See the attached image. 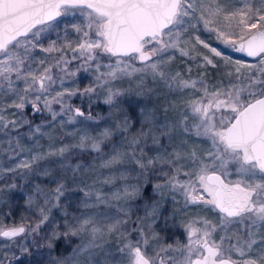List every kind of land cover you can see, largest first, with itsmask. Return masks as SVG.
Segmentation results:
<instances>
[{
  "label": "snow or ice",
  "instance_id": "obj_1",
  "mask_svg": "<svg viewBox=\"0 0 264 264\" xmlns=\"http://www.w3.org/2000/svg\"><path fill=\"white\" fill-rule=\"evenodd\" d=\"M0 181V264H264V0H0Z\"/></svg>",
  "mask_w": 264,
  "mask_h": 264
},
{
  "label": "rangeland",
  "instance_id": "obj_2",
  "mask_svg": "<svg viewBox=\"0 0 264 264\" xmlns=\"http://www.w3.org/2000/svg\"><path fill=\"white\" fill-rule=\"evenodd\" d=\"M202 38L206 39L213 47H217L218 50H221L224 54L231 56L233 59H239V60H242V61H245V62H252L253 61V59H249V58L245 57L243 53L235 52V51H232L230 48H227L225 45H223L219 41L215 40L214 37L209 38L208 34H206V33L202 34ZM50 39H56V34L53 33L51 35ZM44 42H45V44H47V39H45ZM188 47L191 50V45H189ZM197 48H198L199 51L207 52V49H203L202 46H197ZM192 54L195 55V52H193ZM189 63H192V62L189 61ZM176 65H178L179 67H183V65L180 64V60L179 59H177ZM197 72H198V69H196L195 65H193V73H192V75H193L194 78H195ZM209 72L212 73V78H214L215 76L219 75L218 73L215 72V70H212L211 68H209ZM221 72H223V69H221ZM75 79L77 80L78 86L82 89V88H84L85 86H87L89 84V79L90 78H89V76L87 74L81 73V74H78V76ZM118 84H119V82H118ZM72 86L75 87L77 85L74 84ZM122 86L127 88L128 87V82L125 81ZM151 86L153 88L157 87L156 85H151ZM152 99H153V101L159 100L160 103L163 104L165 99L171 101L173 99V96H169L167 94V91L162 89V87H161V89L158 92V94L156 96H153ZM177 99H180V98H177ZM69 103H71L74 106H80L84 110H88V108H89L88 100L86 98H82L80 96L73 97L69 101ZM54 107L58 108V106H54ZM91 111L93 112V115H98L99 117L102 118L101 119V123L102 124L104 123L105 120L110 119V116H109L110 111L115 113L114 109L110 110V107L103 103V97H101L99 100H95V98H94V102L91 105ZM29 116H30V113H29ZM30 118H31V116H30ZM43 118H45V117H42L41 119H43ZM41 119L39 121H34V123H37V124L40 123ZM69 130H70V128H69ZM56 131H57V134H59V128H57ZM68 142L71 143L72 141L69 140ZM93 155H95V154L93 153ZM91 161H92V157H90L87 154H85L83 156L82 160H80L79 162L80 163H90ZM72 162L73 163L76 162L75 158H73ZM68 175L71 176V173L69 172ZM38 179L45 180V182H46V178H44V177H40ZM16 182L18 184L23 183L19 179H17ZM2 183H3V181H0V184H2ZM9 195L12 197V199L14 200V202L17 205H20V207L16 210V219L18 220L20 215H21V213H24V208H23L24 194L22 192H19V191H12ZM70 211H71V209H70ZM195 212H196V210L193 209L192 214H195ZM24 214L27 215V213H24ZM53 215H55L57 217V219H59L60 218L59 210L53 209ZM8 222H10V221H8ZM177 235L180 236V233L177 232ZM180 238L183 239V236H180ZM4 243H6V241H4L2 238H0V255H2L3 252L5 251V249L2 247V245ZM74 243H75V238L73 240V245H74ZM29 247H30V251L32 253L31 256H29L27 254H22L20 252V250H19V247L16 246V245H13L11 251L14 252L16 254V256L19 257V259H12L11 255H10L9 259H12V264H34V261L36 259H40L41 258L39 255H37L38 251L39 252H43V253H46V251H47L46 249H39L38 250L35 246H32L30 244V242H29ZM64 248H65V244H64L63 241H61L59 247L56 249V251L54 252L53 255L60 254L61 252L64 251ZM69 251H70V248H69ZM65 254H67V253H65ZM44 258H47V257L45 256Z\"/></svg>",
  "mask_w": 264,
  "mask_h": 264
},
{
  "label": "trees",
  "instance_id": "obj_3",
  "mask_svg": "<svg viewBox=\"0 0 264 264\" xmlns=\"http://www.w3.org/2000/svg\"><path fill=\"white\" fill-rule=\"evenodd\" d=\"M28 111H29L30 116H31V111H30V109H29ZM41 118H42V116L37 115V116L35 117L34 121H39Z\"/></svg>",
  "mask_w": 264,
  "mask_h": 264
},
{
  "label": "water",
  "instance_id": "obj_4",
  "mask_svg": "<svg viewBox=\"0 0 264 264\" xmlns=\"http://www.w3.org/2000/svg\"><path fill=\"white\" fill-rule=\"evenodd\" d=\"M243 54H244V53H243ZM244 56L247 57L245 54H244ZM247 58H249V59H253V58H251V57H247Z\"/></svg>",
  "mask_w": 264,
  "mask_h": 264
}]
</instances>
